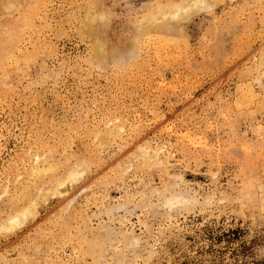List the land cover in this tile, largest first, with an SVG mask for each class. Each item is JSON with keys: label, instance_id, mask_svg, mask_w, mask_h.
<instances>
[{"label": "rangeland", "instance_id": "rangeland-1", "mask_svg": "<svg viewBox=\"0 0 264 264\" xmlns=\"http://www.w3.org/2000/svg\"><path fill=\"white\" fill-rule=\"evenodd\" d=\"M207 1L0 0V264H264V0Z\"/></svg>", "mask_w": 264, "mask_h": 264}, {"label": "bare ground", "instance_id": "bare-ground-1", "mask_svg": "<svg viewBox=\"0 0 264 264\" xmlns=\"http://www.w3.org/2000/svg\"><path fill=\"white\" fill-rule=\"evenodd\" d=\"M189 3L187 5H184V7L180 8L179 9V12L177 11L175 14H173V16L175 15H178V13H183L186 12L185 14H192V12H198V11H201L202 9L208 7V1L207 0H187ZM185 2V1H184ZM210 8V7H208ZM163 11V10H162ZM188 12V13H187ZM182 14V15H183ZM103 15V14H101ZM100 15V16H101ZM144 27V26H143ZM100 48V46H99ZM100 50V49H99ZM14 222V221H12Z\"/></svg>", "mask_w": 264, "mask_h": 264}]
</instances>
